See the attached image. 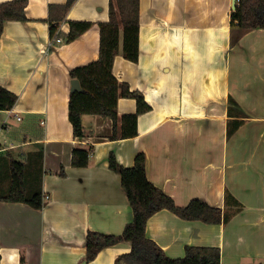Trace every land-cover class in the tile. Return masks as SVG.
<instances>
[{
	"label": "crops",
	"instance_id": "1",
	"mask_svg": "<svg viewBox=\"0 0 264 264\" xmlns=\"http://www.w3.org/2000/svg\"><path fill=\"white\" fill-rule=\"evenodd\" d=\"M65 2L27 0V19L4 22L0 36V86L17 96L0 110V158L43 152L42 207L0 200V264H114L130 251L122 241L85 262L88 231L120 235L133 219L110 153L123 167L143 153L147 179L176 206L199 199L230 215L206 224L155 212L146 236L167 257L182 258L193 246L219 249L220 264H264V114H244L248 104L234 92L240 80L264 92V29L233 28L232 44L231 0H140L138 60L122 57L120 33L112 73L139 90L150 110L138 115L134 137L111 140L112 120L99 115L81 117L85 134L78 137L68 120L69 72L98 58V24L109 19V0H76L53 25L63 33L69 21L92 26L50 46L49 6ZM116 106L118 115L136 111L131 98ZM236 120L242 124L228 136ZM74 148L92 150L88 166H71ZM0 176L2 197L10 183ZM226 192L233 200L226 202Z\"/></svg>",
	"mask_w": 264,
	"mask_h": 264
},
{
	"label": "trees",
	"instance_id": "2",
	"mask_svg": "<svg viewBox=\"0 0 264 264\" xmlns=\"http://www.w3.org/2000/svg\"><path fill=\"white\" fill-rule=\"evenodd\" d=\"M75 1L66 0L62 5L49 6L51 39L70 42L92 26V23L87 21H69L67 33L57 31V26L52 22L63 20ZM26 5L27 0L0 3V36L4 22L27 19L24 12ZM139 6L140 0H109V19L98 24V58L70 70V79H76L80 86V90L70 92L68 101V120L72 125L74 136L80 137L85 134L81 122L83 115H99L112 120L111 140L134 137L137 135L138 115L150 110L139 90L130 91L128 84L119 82L112 73L114 58L119 54L120 33L122 57L132 62L138 60ZM53 13H56V19H53ZM229 18L231 29L242 31L264 29V0H238ZM235 41L234 38L232 44ZM121 97L135 100V113L118 115L116 105L118 98ZM16 100L17 96L14 93L0 86V110L11 109ZM228 102L234 103V100L229 97ZM230 112L228 111V114ZM241 124V120L234 121L232 125L228 123L227 135H231ZM91 151V149L74 148L71 152V166L76 168L88 166ZM42 153V150H39L26 155V162L5 155L0 158V167L8 162L10 173V175L6 174L10 188L0 200L22 202L35 209L42 207L40 190ZM108 162L109 169L120 176L121 185L132 209L133 219L125 225L120 235L88 231L85 237L86 263L92 261L103 248L128 241L131 244L130 251L118 256L114 264H220V251L217 248L186 246L182 258L167 257L163 250L146 236V223L155 212L162 209L173 212L181 219L199 220L206 224L224 223L230 218L229 214L199 199H192L183 207L176 206L170 196L147 179L143 153L136 155L131 167L118 164L113 153H110ZM1 170L0 173L4 174L3 169ZM225 198L226 202L233 200L228 192Z\"/></svg>",
	"mask_w": 264,
	"mask_h": 264
},
{
	"label": "rangeland",
	"instance_id": "3",
	"mask_svg": "<svg viewBox=\"0 0 264 264\" xmlns=\"http://www.w3.org/2000/svg\"><path fill=\"white\" fill-rule=\"evenodd\" d=\"M238 35V30L233 29L232 30V40ZM218 62V61H217ZM201 66V63H198ZM247 71L245 72L246 77H251V72L249 71V66H251V61H248L247 63ZM250 83H244L243 81L237 82V87L235 88L236 91H234L237 96L242 100V102L248 104L247 107H245L247 110H245L243 113L246 115H251L254 113H263L264 114V92L253 89L249 86ZM260 92V95H255L256 93ZM259 102V104H257ZM21 162H26L25 159H23ZM9 170V169H8ZM6 169L4 171V175L8 174L10 175L9 171ZM2 170H0L1 172ZM3 174V173H1Z\"/></svg>",
	"mask_w": 264,
	"mask_h": 264
},
{
	"label": "water",
	"instance_id": "4",
	"mask_svg": "<svg viewBox=\"0 0 264 264\" xmlns=\"http://www.w3.org/2000/svg\"><path fill=\"white\" fill-rule=\"evenodd\" d=\"M238 0H231V8L232 10L235 9L236 5H237ZM71 89L72 91H77L80 90V86L79 83L76 79H72L71 80Z\"/></svg>",
	"mask_w": 264,
	"mask_h": 264
},
{
	"label": "built area",
	"instance_id": "5",
	"mask_svg": "<svg viewBox=\"0 0 264 264\" xmlns=\"http://www.w3.org/2000/svg\"><path fill=\"white\" fill-rule=\"evenodd\" d=\"M58 42H61V39H55V38H53V39H51V42H50V46L52 45V44H56V43H58Z\"/></svg>",
	"mask_w": 264,
	"mask_h": 264
}]
</instances>
